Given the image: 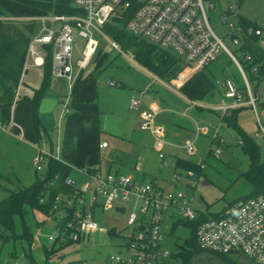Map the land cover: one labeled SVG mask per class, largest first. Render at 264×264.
Listing matches in <instances>:
<instances>
[{"label": "rangeland", "instance_id": "rangeland-1", "mask_svg": "<svg viewBox=\"0 0 264 264\" xmlns=\"http://www.w3.org/2000/svg\"><path fill=\"white\" fill-rule=\"evenodd\" d=\"M206 6L212 29L236 55L244 67L253 92L259 96L256 104L257 113L250 107L241 109L238 112L236 122L244 133L252 137L260 147V162H264V113L260 104L264 101V71L263 74L260 73L258 66L254 65V78H252L242 48L233 43L229 29L231 23L243 26L249 22L257 24L264 30V0H220L212 10L209 8V2H206ZM230 6L234 7L230 9ZM223 16L226 22L223 21ZM0 19H6V17H0ZM108 35L113 38L109 33ZM78 42L80 46H83L84 41L82 39H79ZM121 48L122 52L116 51L111 48L107 40L100 37L99 53L93 58V63L89 69L85 71L86 73L91 71L92 66L97 69L91 83L97 91L96 102L99 110L117 109L120 111L121 108L124 111V115L117 114L123 117L118 124L120 135H113L104 130L103 120L109 113L101 115L99 132L104 135L101 141L110 144L108 151L111 152H107L109 155L102 157L101 172L103 174L111 172L122 175L131 173L137 181L144 177L145 183L152 182L157 177V184L164 191L185 193L192 200L194 208L200 215L212 216L221 213L229 203L250 194L253 191L252 184L244 176V173L250 169V158L239 143L243 137L242 133L234 127L233 123L222 119L221 113L200 104L202 102L213 107L233 102L232 99L224 97L226 88L219 87L217 84V82H226L227 79L232 80L235 86L244 93V99L247 98L242 72L228 53L222 52L205 69V73L217 84V88L212 95L207 96L204 100L193 101L200 107L196 109L198 123L195 131L193 133L183 131L182 128H179L181 123L174 120V124H179L178 128H174L176 132L172 133L169 130L161 138L169 145L168 149H164L165 158L162 160L158 157V151L152 148L153 135L150 134V131L141 130V121H138L139 114L136 109H129V103L135 98L140 99L141 103L144 102L143 104L156 99L160 105L170 106L169 110L173 112H167L163 115L178 119L180 111L177 108H181V106L184 108V102L173 91L155 82L157 81L154 79V76H157L155 71L134 58L132 50H127L123 46ZM75 57H78L77 53ZM132 57L133 60L130 59ZM96 59L97 62L94 63ZM180 67V72L186 68L183 60L180 61ZM81 76L83 79L85 75L79 73L75 78L76 83ZM157 77L158 80H163V78ZM42 81L43 78L41 83ZM65 81L54 77L51 87L47 89V91L49 90L48 94L55 91L54 95L58 100L54 111L56 127L53 132L46 133L42 130L41 137H36L35 129L32 126L34 143H30L26 135L25 142H22L23 138L20 139L21 141L17 138L9 139L5 135L10 128L4 130L0 126V201L12 191L30 187L38 179H44L52 149L55 152V159L67 160L64 157L66 155H64L63 149L65 147L72 148L73 145L70 142L65 144L62 142L67 140V135L64 136V133L68 131L66 122L69 117V113H63L66 96L69 95L68 83ZM110 81H116L117 85H111ZM26 82L31 86H36L33 82L30 83L28 80ZM167 82L168 80L164 79V83L167 84ZM86 93V96L89 97L88 89ZM72 98L71 103L68 104L70 113L75 112L72 105L74 99ZM21 109H23L24 115L25 106L19 103L17 106L16 104L11 106L7 111L6 108L1 109L0 116L8 114L7 112L10 113V111L12 114L15 112L21 114ZM29 116L32 121L30 109L27 113V121H29ZM156 120L155 124L159 126ZM17 122L24 124V119H19ZM89 126L93 128L92 131H96L97 128H95L94 123H90ZM138 133L142 135L140 140L135 139V135ZM92 142L91 140L93 145ZM188 142H191L194 148L192 153H189L186 147ZM81 144L83 142L79 143V145ZM89 149L90 147L85 151L87 152ZM176 149H182L181 153L175 154ZM210 149L212 153L219 149L218 156H214V153L208 156ZM71 153L77 157L74 151ZM40 154L43 155L44 160L39 163L42 169L37 170L36 158ZM179 159L201 165L204 168L202 174L196 179H191L188 177L189 170L187 168L177 167L174 171ZM71 160L73 165L70 164V175L80 184H88L91 188L97 187L93 180L84 175L87 165L90 167L93 165H90L88 160L79 161L78 158ZM175 172L180 176V179L175 178ZM144 173L147 175L144 176ZM84 197L88 199L87 195ZM80 208L81 206L78 205L77 210ZM87 210L90 212L89 204H87ZM64 211H58L55 219L54 216L43 215L24 205V224L21 219H17L16 237L12 231L6 230L0 225V264H33L32 259L37 263H42L44 261V248L52 245L53 242L49 237L56 231V221H60L66 214ZM139 211L140 202L138 201L133 206L128 202L116 203L114 208L96 206L91 216L98 229L83 235L79 243L67 245L59 250L49 257V261L53 264H80L82 262L86 264H113L112 257L114 256L127 258L129 256L127 246L133 243L130 237L135 234L134 226L127 225L128 215L132 212L139 215ZM186 222L179 215L177 209L172 211V216L166 220L161 228V231L164 228L165 232L161 241V248L167 250L169 255L160 260L158 264H254L240 253L226 255L232 261L230 263L217 253L199 249L193 243L192 226ZM25 227L32 234V241L20 236ZM113 228L119 231V234L109 236L108 231Z\"/></svg>", "mask_w": 264, "mask_h": 264}, {"label": "built area", "instance_id": "built-area-1", "mask_svg": "<svg viewBox=\"0 0 264 264\" xmlns=\"http://www.w3.org/2000/svg\"><path fill=\"white\" fill-rule=\"evenodd\" d=\"M69 2L76 10L73 14H48L35 18L38 29L29 44L15 101L26 72L38 68L43 70L49 55L52 77L64 78L68 83L69 95L66 96L63 110V113H67L76 86L75 78L90 66L98 53L100 37L107 40L111 48L123 51L120 43L110 38L105 31L107 24L115 25L120 22L117 20L121 19L131 34L172 52L185 62L186 68L167 84L172 88L184 85L189 73L206 69L222 52L228 53L242 72L247 98L244 99V93L232 80L217 82L219 87L226 88L224 97L233 100L231 104L218 108L226 113L246 106L257 113L256 104L259 96L253 92L243 65L216 35L209 22L206 2H209V8L212 10L220 0H69ZM233 7L230 6V9ZM223 21L226 22L224 16ZM229 29L233 43L242 48L246 62L250 63L252 55L243 49V45L248 36L253 35L258 38L259 46L264 48L263 28L253 26L244 28L231 23ZM79 39L84 41L83 46L79 45ZM76 53L78 57H75ZM251 69L255 71L253 66ZM155 78L158 79L157 76ZM109 83L117 85L116 81ZM139 105L140 99L131 100L132 109H137ZM155 117L154 112L143 111L140 127L154 135V148L163 159L166 143L161 138L164 129L156 126ZM0 126L6 128L7 125L0 121ZM100 146L106 147L107 143L103 142ZM186 147L189 153L194 151L191 142H188ZM219 152V149L213 152L214 156L217 157ZM50 156L55 159L53 152ZM43 160V155H38L37 170L42 169L39 163ZM84 175L93 180L97 187L91 188L88 184H80L71 176L65 181L73 189L71 197L66 199V205L75 209L73 221L68 224L69 228L74 229L72 234L74 239L82 238L83 235L98 229L91 216L96 206L114 208L119 202H128L131 206L137 201L140 202L139 215L133 212L128 215L127 225L134 226L135 230V234L130 237L133 243L127 246L129 256L125 259L118 255L114 256L113 264H158L169 255L167 250L161 248V241L165 235L164 228L163 231L161 228L172 216V211L177 209L185 221L195 222L201 216L185 193L166 192L155 180L145 183L137 181L132 175L111 172L103 174L100 170L94 169L86 170ZM188 177L195 179V172L189 170ZM175 178L180 179L176 172ZM85 195L88 199L84 197ZM87 204L90 206V212L87 210ZM78 205L81 206L79 210ZM67 229L56 228L54 234L49 237L50 240L54 241L57 237L64 240ZM196 242L198 247L205 251L227 255L240 253L254 264H264V195L238 200L228 205L219 216L201 221L196 229Z\"/></svg>", "mask_w": 264, "mask_h": 264}, {"label": "trees", "instance_id": "trees-1", "mask_svg": "<svg viewBox=\"0 0 264 264\" xmlns=\"http://www.w3.org/2000/svg\"><path fill=\"white\" fill-rule=\"evenodd\" d=\"M76 10L70 5L69 0H0V104L2 107L11 106L15 98V93L21 83L24 64L27 58L29 44L32 36L38 29V24L35 18L48 14H73ZM13 18V19H10ZM118 23L107 24L105 31L109 33L117 42L125 49L132 50L134 58L138 59L141 64L155 71V74L165 80H171L181 70L180 61L170 51L159 48L157 45L149 42L146 39L139 38L125 28L123 20ZM249 26L260 27L257 24L247 22L243 25L244 28ZM252 55V61L248 63V69L251 70L252 78L254 73L252 66L257 65L260 73L264 71V48L259 46L258 38L250 35L243 45ZM260 78V76H259ZM52 80L51 73V57L47 56L46 65L43 67V81L41 86L33 90V95L25 97L32 108L34 120V128L37 136H40L41 131L48 133L39 118V104L43 97L46 96L47 89L50 87ZM217 88V84L209 78L205 73V69L199 70L190 76L184 85L181 87V93L192 101H202L207 96L212 95ZM242 107L232 109L223 114L222 119L233 123L242 133V140L239 142L244 152L250 158V169L244 173V176L252 184L253 191L229 203L232 204L238 200L248 197L263 194L264 195V162H260L261 152L260 147L255 140L246 135L237 124L238 112ZM41 137V136H40ZM212 150H209L210 156ZM177 167L187 168L195 172V179L198 178L203 169L199 164L192 163L179 159ZM71 167L63 162L50 157L49 166L44 179H38L37 182L24 189L12 191L6 198L0 201V225L6 230L16 232L17 219H21L24 224L23 208L27 205L31 210L40 212L46 216H54L60 210H65L66 213L60 221H56V228H68L63 240L57 237L52 241V245L44 248V261L37 263L32 259L33 264H53L49 261V257L63 249L67 245L79 243L82 238L74 239L72 234L73 228H69L68 224L73 221L74 207L66 205L67 198L71 197L73 189L65 183L66 178L70 176ZM59 198V200H57ZM220 213L214 215L202 214L198 221H187L191 224L193 233V243L196 242V229L203 220H208L211 217H217ZM211 216V217H210ZM109 236L119 234L115 228L108 231ZM17 236L16 234L14 235ZM19 236V235H18ZM22 238L33 240L32 234L25 227ZM9 238V237H7ZM199 248V247H198ZM200 249V248H199ZM202 250V249H201ZM218 254V253H217ZM226 261L232 263L227 254H218Z\"/></svg>", "mask_w": 264, "mask_h": 264}, {"label": "crops", "instance_id": "crops-1", "mask_svg": "<svg viewBox=\"0 0 264 264\" xmlns=\"http://www.w3.org/2000/svg\"><path fill=\"white\" fill-rule=\"evenodd\" d=\"M96 62H97V59L95 60L94 63H96ZM92 63L93 62H91V64ZM89 67L81 72L82 75L84 74L85 76L83 77V79L81 76L80 80L76 83L75 89H74L73 94H72L73 98L71 97L72 99H74L72 105L74 107L75 112L70 113V110H68V112H67V113H69V117H68L67 122H66V124L68 125L67 126L68 131H66L64 133V136L67 135V140L66 141L64 140L62 142H63V144L70 142V143H72L73 146H72V148H66L65 147L63 149L64 155H66L64 157H65V159H67V160H65L66 162L62 161L60 159H57V158L56 159L63 162L64 164H67L68 166H70V164L73 165V162L71 160L73 158H76V159L78 158L79 161H87L88 160L90 165H93L92 167H94V168L87 165V170L88 169L100 170L101 169L100 165H102V157L109 155L108 153H111L108 151V149L110 147L109 143L106 142L107 143L106 147L100 146L101 143L105 142V141H101V139L104 135H101V133L99 132V122L101 121V117H102L101 115H104L106 113L115 114V115L120 113V114L124 115V111L121 108H120V111L117 109H111V110H107V111H104V110L100 111L99 110V106L97 105V102H96L97 91H95L94 87L92 86L93 84L91 83L93 76L95 75V72L97 71V69L95 68V66H92L93 69L91 71H89L88 73H86L85 71H87L89 69ZM198 71L194 70L191 73H189L188 78ZM42 75H43V70H41L39 68L28 70L25 77L22 80L21 87L19 88L18 97H17L16 101L14 100L13 103L11 104V106H13L15 104L17 106L19 103H20V105H24L25 106V114L24 115H23V109H21V114H17L16 112L14 114H12V112L10 111V113L7 112L8 114L3 115L2 117L0 116V121L4 122L7 125L6 128H4V130H9V128H10L9 132L6 133V135H5V136H8L9 139H11V138L16 139L17 138L19 141H21L20 139L23 138L22 142H25V135H26V137L29 139L28 142L34 143V133H32V131L34 132V129H35V128L34 129L32 128V126L34 127L33 115H32V121L30 119V116H29V121H27V119H26L28 110L30 109L31 113H32V108H31L30 103L27 100H25L24 98L32 96L33 90L40 87L41 79L43 78ZM52 78H54V77H52ZM57 79H60L62 81L66 80L64 78H57ZM154 79L157 80L155 82H158L160 85L164 86L166 89H170L175 94H177L183 100L184 108L182 106H181V108H179V107L177 108L180 111L178 113L179 117H177L178 119H174V118H170L169 116L163 115L164 113H167V112L173 113V112H171V110H169L170 106L165 107L164 105H160L156 99L149 100L145 104H143L144 102L141 103V101H140V105L136 109V111L139 114L138 115L139 116L138 121L139 122L141 121V113L143 111L149 110V111H152L156 114L155 120L157 118L156 121H158L157 122L158 125L159 126L161 125L160 127H162L164 129V134L169 130L172 133L176 132L174 128H178L179 124H174L173 123L174 120L181 123L179 128H182L183 131H185V132L190 131L189 133H193L195 131V127L198 123L197 122L198 117L196 115V109L200 108L199 105L197 103L195 104L192 100L188 99L186 96H184L181 93L180 89L183 85L180 87H177V88H175V87L172 88V87H169L167 85V84H170V82L172 81L173 78L171 80H169L167 82V84L164 83V79L158 80L155 78V76H154ZM27 80L30 83L33 82L36 86L29 85L26 82ZM51 85H52V80H51L50 87H51ZM87 89L89 90V93H90L89 97L86 96V94H87L86 90ZM48 91L46 92V96L56 99V96L54 95L55 91L52 92V94H48ZM144 92H146V91H144ZM155 97H157V96H155ZM69 102L71 103V100ZM130 103H131V101H130ZM130 103H129V109H132L130 107ZM231 103L232 102H230L229 104H231ZM200 104H204L205 106L209 107L210 109L212 108L213 110L221 113L222 116H223V114H225V112L223 110L218 108L222 105L210 107L209 105L202 103V102H200ZM260 104H261V108H263L262 110L264 113V101L261 102ZM11 106L2 107V105L0 104V110L3 108H6V111H7V110H9V108H11ZM141 107H142V109H141ZM241 107H242V109L248 108L246 106H241ZM18 117L20 120L24 119V124L17 122V120H19ZM121 119H123V117ZM171 120H172V122H171ZM103 122H104V120H103ZM90 123L95 124V126H96L95 128H97L96 129L97 132L92 131L93 128L91 126H89ZM30 126H31V129H30ZM55 127H56V125H55ZM1 128H3V127L1 126ZM145 131H148V130H145ZM35 134H36L35 136L37 137L36 131H35ZM150 134H152V133H150ZM140 138H142L141 134L138 133L135 135V139L140 140ZM152 138H153L152 139V148L155 150V148H154V143H155L154 135L152 136ZM91 140L93 141L92 142L93 145L91 144ZM80 142H83V144L79 145ZM89 147H90V149L86 152L85 150ZM168 147H169V145H168V143H166L165 148L168 149ZM181 150L182 149H176L174 153L180 154ZM72 151H74V153L76 154L77 157H74L73 153H71ZM52 152L55 154L53 149L51 150L50 153H52ZM58 154H59V149H58ZM158 157H159V153H158ZM96 166H99V167H96ZM110 167H109V169H110ZM176 169H177V164L174 167V171H176ZM81 170H84V169H81ZM126 175H132V174L129 173ZM145 175H147V173H144V176ZM143 179H144V177L140 181H143ZM155 181L158 182L157 177H156Z\"/></svg>", "mask_w": 264, "mask_h": 264}, {"label": "water", "instance_id": "water-1", "mask_svg": "<svg viewBox=\"0 0 264 264\" xmlns=\"http://www.w3.org/2000/svg\"><path fill=\"white\" fill-rule=\"evenodd\" d=\"M58 104V100L50 97H43L39 104V118L42 122L44 129L50 133L53 132L56 125V119L54 116L55 108ZM122 116L108 114L104 118L103 128L105 131L110 132L113 135H120L118 129V123Z\"/></svg>", "mask_w": 264, "mask_h": 264}]
</instances>
